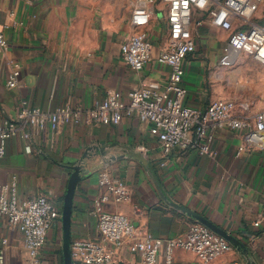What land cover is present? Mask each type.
<instances>
[{"label":"crops","instance_id":"obj_1","mask_svg":"<svg viewBox=\"0 0 264 264\" xmlns=\"http://www.w3.org/2000/svg\"><path fill=\"white\" fill-rule=\"evenodd\" d=\"M132 2L0 0V30L8 42L0 54V121L15 119L24 100L43 111L69 107L81 113L78 120H62L57 130L32 127L31 153H26L27 142L19 134L11 138L6 155L0 158V185L14 181L20 199L45 195L62 212L72 168L83 160L84 168L94 172L75 191L72 241L99 237L94 200L104 193L99 174L106 172L121 179L130 194V202L106 208L122 212L154 237L176 238L195 222L170 205L174 203L206 217L249 252L245 256L233 248L205 263L191 252L175 250L172 264H264V220L260 227L254 226L264 212V152L238 155L241 134L221 129L215 132L211 156L182 149L166 156L158 130L136 116L125 117L116 126L86 119L84 112L112 93H120L127 102L132 90L151 82L164 85L170 78L171 69L156 62L167 42V22L161 15L148 27L151 61L138 71L124 62L120 45L135 31L130 24ZM195 38L196 51L184 62L186 104L205 111L215 100L244 99L251 102L252 113L264 110V69L255 76L262 85L259 93L251 87L254 97L238 98L226 88L225 76L239 64L233 62V54L243 60L247 57L224 52L226 36L208 24L197 30ZM13 70L20 76L17 85L9 88ZM142 147L147 150L144 154L139 152ZM132 155L143 156L148 166ZM134 205L140 213L133 210ZM3 240L8 242L9 264H28L22 235L0 220V248ZM124 258L131 255L125 252ZM41 262L63 264L61 220L49 233ZM157 264H167L165 248Z\"/></svg>","mask_w":264,"mask_h":264},{"label":"built area","instance_id":"obj_2","mask_svg":"<svg viewBox=\"0 0 264 264\" xmlns=\"http://www.w3.org/2000/svg\"><path fill=\"white\" fill-rule=\"evenodd\" d=\"M158 15L166 19L167 42L156 62L171 69L168 81L164 85L151 82L132 90L127 102L120 93H112L86 110V119L92 124L116 126L123 118L136 116L155 126L166 156L175 149L211 156L215 132L221 129L241 134L243 143L238 147V155L249 150L264 152V110L252 113L251 102L232 99L215 100L205 111L188 106L184 69L186 58L196 51L197 30L205 24L226 36L224 52L251 58L264 67V0H133L130 24L135 31L120 45L124 62L133 70H141L151 61L148 27ZM7 47V39L0 30V54ZM19 76L20 72L13 70L7 86L15 87ZM80 115V111L69 107L43 111L22 101L15 119L0 121V158L6 155V144L14 136L19 134L27 142L26 153H31L32 127L57 130L65 118L78 120ZM139 152L144 154L147 150L142 147ZM99 185L104 193L94 200L93 210L99 237L71 242L73 264H157L163 248L167 264H172L175 250L191 252L199 261L209 263L233 249L226 239L198 222L176 238H156L122 212L106 208L130 202L128 188L121 179L102 172ZM262 203L264 208V198ZM133 210L141 212L136 205ZM0 220L22 235L27 263L42 264L41 252L50 231L61 220V211L45 195L20 199L13 181L0 185ZM263 220L264 212L254 226L260 227ZM7 245V240H3L0 264H9ZM125 252L131 259L124 258Z\"/></svg>","mask_w":264,"mask_h":264},{"label":"water","instance_id":"obj_3","mask_svg":"<svg viewBox=\"0 0 264 264\" xmlns=\"http://www.w3.org/2000/svg\"><path fill=\"white\" fill-rule=\"evenodd\" d=\"M87 155H89V153H87L85 157H87ZM100 156L101 157L105 156L104 151L101 149H100ZM131 157L135 160H138L139 162L144 164L146 167L148 166V161L143 156L132 155ZM114 160H116V158L110 159V161H114ZM104 163H107V162L104 160ZM93 172H94L93 170H90V169L87 170L84 168L83 160L79 162L77 166L72 168V173L70 175L66 194L64 197L63 209L61 212L63 264H73L72 256H71V242H72L71 226H72V213H73V203H74L75 191L79 183L84 178L92 174ZM170 205L173 208L185 213L190 218L194 219L195 222L205 225L210 230H212L216 234L226 239L233 246V248L237 249L238 251H241L245 256H249V252L247 248L240 240H238L235 236L229 234L227 231L223 230L219 226L215 225L213 222H211L206 217L202 216L201 214L193 210L182 207L180 205H177L174 203H171ZM253 264H256V263L253 262Z\"/></svg>","mask_w":264,"mask_h":264},{"label":"rangeland","instance_id":"obj_4","mask_svg":"<svg viewBox=\"0 0 264 264\" xmlns=\"http://www.w3.org/2000/svg\"><path fill=\"white\" fill-rule=\"evenodd\" d=\"M232 56H233L232 57L233 62L236 59V61L239 62L240 65L237 64L236 66H232L229 71V74L227 72V76H225L226 88L228 90H231L232 92L235 91L238 95V98L254 97L253 95L254 93L251 90V87H253V90L255 93H259V89L262 87V85L259 83V81L256 79L255 76H256L258 69H264V67L258 66L257 64L252 62L251 58L249 59L246 58L245 60L240 58L239 59L240 61H239L236 55L233 54ZM242 62H248L249 64H251V66H247L248 63L246 65L245 63L241 65ZM254 64L256 66H254ZM233 74H236L235 80H234ZM240 101H246V100L242 99Z\"/></svg>","mask_w":264,"mask_h":264},{"label":"bare ground","instance_id":"obj_5","mask_svg":"<svg viewBox=\"0 0 264 264\" xmlns=\"http://www.w3.org/2000/svg\"><path fill=\"white\" fill-rule=\"evenodd\" d=\"M237 56V55H236ZM237 59L239 60V56H237ZM234 62H237L236 59L234 60Z\"/></svg>","mask_w":264,"mask_h":264}]
</instances>
